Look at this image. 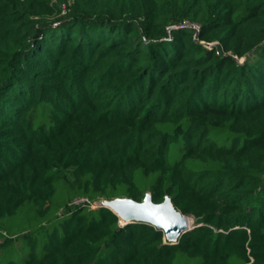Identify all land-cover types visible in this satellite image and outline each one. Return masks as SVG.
<instances>
[{
	"label": "trees",
	"instance_id": "1",
	"mask_svg": "<svg viewBox=\"0 0 264 264\" xmlns=\"http://www.w3.org/2000/svg\"><path fill=\"white\" fill-rule=\"evenodd\" d=\"M0 264H264V0H0Z\"/></svg>",
	"mask_w": 264,
	"mask_h": 264
},
{
	"label": "water",
	"instance_id": "2",
	"mask_svg": "<svg viewBox=\"0 0 264 264\" xmlns=\"http://www.w3.org/2000/svg\"><path fill=\"white\" fill-rule=\"evenodd\" d=\"M96 203L112 210L125 225L140 222L154 226L172 244L178 243L182 235L192 229L188 216L176 209L170 197H166L162 203H155L151 192H147L142 202L116 198Z\"/></svg>",
	"mask_w": 264,
	"mask_h": 264
},
{
	"label": "built area",
	"instance_id": "3",
	"mask_svg": "<svg viewBox=\"0 0 264 264\" xmlns=\"http://www.w3.org/2000/svg\"><path fill=\"white\" fill-rule=\"evenodd\" d=\"M175 29H179V28H193V29H195L196 31H198L199 30V27L198 26H196V25H193V26H191V25H189V24H184V25H182V26H176V27H174ZM215 45H218V43H215V44H209V45H207V47L208 48H212L213 46H215ZM87 201L85 200V199H77V200H75L74 202H73V204L74 205H78V204H82V203H86ZM94 206V205H93Z\"/></svg>",
	"mask_w": 264,
	"mask_h": 264
},
{
	"label": "bare ground",
	"instance_id": "4",
	"mask_svg": "<svg viewBox=\"0 0 264 264\" xmlns=\"http://www.w3.org/2000/svg\"><path fill=\"white\" fill-rule=\"evenodd\" d=\"M188 222L191 226L194 225V218L193 217H188Z\"/></svg>",
	"mask_w": 264,
	"mask_h": 264
},
{
	"label": "rangeland",
	"instance_id": "5",
	"mask_svg": "<svg viewBox=\"0 0 264 264\" xmlns=\"http://www.w3.org/2000/svg\"><path fill=\"white\" fill-rule=\"evenodd\" d=\"M94 206L97 207V206H99V205H98L97 203H95ZM194 222H195V220H194Z\"/></svg>",
	"mask_w": 264,
	"mask_h": 264
}]
</instances>
